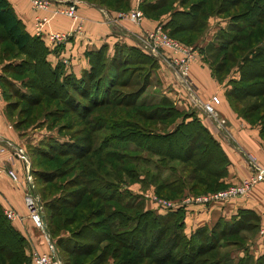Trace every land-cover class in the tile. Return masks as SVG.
<instances>
[{"label":"trees","instance_id":"obj_1","mask_svg":"<svg viewBox=\"0 0 264 264\" xmlns=\"http://www.w3.org/2000/svg\"><path fill=\"white\" fill-rule=\"evenodd\" d=\"M82 1L114 11L128 7V0ZM172 1L142 0L139 6L146 16L156 12L148 17L167 13L162 28L185 44L204 34L208 17L226 15L231 21L229 29L218 32V55L210 74L217 79L236 67L237 77L228 79L224 91L226 101L239 117L258 127L264 146V0H177L180 7H173ZM0 39L24 56L7 64L11 72L31 75L23 84L27 91L14 89L15 103L6 101L8 115L17 110V129L40 115L57 122L70 112L79 120L76 130L90 131L95 127L89 128L84 117L93 114L92 123L99 128L109 123L111 131L117 128L120 132L111 139L125 144L108 145L105 137L94 148L74 140L50 150L34 149L51 166L37 161L30 165L29 174L42 184L38 188L31 184V190L39 196L45 228L61 264H107L108 260L111 264H228L230 259L231 264H264V251L253 257L240 233L257 226L255 211L238 209L229 218L218 217L210 226H197L185 234L182 208L144 209L140 195L119 190L122 173L136 179L138 171L144 172L140 162L152 165L148 181L160 197L226 187L221 180L228 158L198 118L176 111L164 94L157 92L150 101L143 97L158 67L154 56L123 43H115L108 54L103 44L85 51L88 68L79 77L66 74L62 62L50 63L43 40L25 30L7 0H0ZM132 85L135 88L116 89ZM174 116L178 119L173 120ZM151 121L165 129L157 131L144 124ZM62 128L70 130L73 124L64 120ZM141 151L148 157H142ZM58 156L62 159L55 165L52 161ZM71 161L73 169L68 165ZM75 167V173L67 177ZM62 177L70 179L55 183ZM83 199L88 211L76 209ZM61 229L68 235L59 234ZM25 245V237L0 208V264H27Z\"/></svg>","mask_w":264,"mask_h":264},{"label":"crops","instance_id":"obj_2","mask_svg":"<svg viewBox=\"0 0 264 264\" xmlns=\"http://www.w3.org/2000/svg\"><path fill=\"white\" fill-rule=\"evenodd\" d=\"M7 1L17 18L23 23L25 30L29 34H40V38L49 50L47 59L50 63L62 62L65 73L73 74L75 77H79L81 71L88 68L85 51L97 50L103 44L106 45L108 54L112 52L115 43L139 46L140 33L159 23L157 20L145 17L137 23H133L126 18L115 17L114 11L109 13L104 8L96 7L82 0H71L76 9V18L73 20L62 15H52L51 8L35 10L31 7L29 0ZM43 16L48 19L40 25L37 31V18ZM76 26H79V31L75 30ZM51 32H70L71 35L64 42L52 47L46 37L47 33ZM166 56H168L166 52H158L156 55V60L159 63V67L156 68L160 81L159 89L178 110L186 109L182 103L183 89L179 88L173 71L166 64ZM188 76L193 83V92L199 104H195L194 106L197 108L191 107L193 108L191 110L218 141L228 158L227 173L222 178V183L227 186L249 176L248 158L264 172V146L258 135V127L249 124L230 108L224 95L225 83L219 82L211 76L210 69L198 56L190 63ZM212 95L219 98V103L214 108L217 117L224 121L221 126L217 125V120L215 121L207 115L200 107ZM6 103L4 95L1 94L0 145L6 150L0 160V208L3 211L7 209L15 211L16 215L9 220L13 227L25 237V253L30 256L32 250H47L48 243L53 238L49 237L45 229L36 228L27 216L23 195L28 185L26 178L29 171L25 168L22 160H9L7 153L8 149L14 147L25 151L29 135L22 134L25 131L14 126L13 117L7 113ZM8 169L15 172L16 181H11L7 176ZM238 209H249L258 215V223L255 228L240 231L244 237L247 252L254 257L264 251V179L256 181L242 197L204 205H187L183 209V231L185 234H189L197 226L204 224L210 226L218 217L229 218Z\"/></svg>","mask_w":264,"mask_h":264},{"label":"rangeland","instance_id":"obj_3","mask_svg":"<svg viewBox=\"0 0 264 264\" xmlns=\"http://www.w3.org/2000/svg\"><path fill=\"white\" fill-rule=\"evenodd\" d=\"M141 1L142 0H132V1L128 0V7L126 9H122V10L114 11V10H109L106 8L105 9L109 13H111L110 11H114L115 13H117V12L125 13L137 3L138 8L140 9V11L142 13V18L145 17V18L150 19V20H157V21H159V23H161L160 22L161 20L164 21L166 19L167 13H162L157 18L148 17L152 14L155 15L156 12H153L151 14H147L148 16H146L145 12H143V10L139 6V3ZM130 2H131V5H130ZM172 2H173L172 3L173 7H180L177 0H174ZM224 17H226V15L208 17L207 21H206L207 22L206 23V29H205V31L203 30L204 32H202L204 34H202V35L200 34V36L198 35V38L196 37L197 39H195L193 41V44L196 43V46H197L195 48L196 53H198L196 56H198L199 59L204 64H206L209 69L215 63L217 55H218V52L216 51L217 44L220 41V40H218V38L220 37L218 32L220 29H224V30L229 29V25H230L231 21H229L227 18H224ZM164 31L168 34L166 29H164ZM170 37H172V36H170ZM172 38L177 40L174 37H172ZM177 41H179V40H177ZM179 42L184 44V45H193V44H185L181 41H179ZM129 46H135L147 54V52L145 50H143L141 48V46H138V45H129ZM4 51H5V54H3ZM23 57H24L23 55L15 52L10 45H8L5 41L0 39V77L3 78L0 80V88H1V94H3L5 96L6 101H11V102L15 103L16 96L13 94V92L15 91L14 89H17V90L23 91V92L27 91V89H28L23 84L27 83L28 77L29 76L31 77V75L21 74L23 72H20V73L18 72V73L14 74L11 72L12 67L11 68L7 67V64H9V66H10V64L16 63L17 61H19ZM122 77L123 76H121L120 79H122ZM236 77H237L236 67L233 66V67L229 68L228 71L225 74H223V76H218L217 81L224 82L225 83V89H227L228 88V85H227L228 79L236 78ZM188 78H189V76H188ZM6 79H9V80H6ZM150 79H151L150 80L151 84L149 83L150 86L147 87V91L145 92V94L143 96L146 99V101H150V99L154 98V94H158V93L163 94V92L159 89L160 81H159V78L157 76V70L156 69H155V71H153V75L150 77ZM5 81H9L8 84ZM190 82H191V80H190ZM154 83L157 84L158 87L155 86ZM134 86L135 85H132V86L127 87V88L116 87V89H118L119 91H125L128 89L135 88ZM178 86L180 89H183L184 99H183L182 103H184L183 105L186 109L178 110L176 108V106L173 104V102H172L171 106L173 105V107L175 109H177L176 111L193 113L195 115L194 111L191 110L194 107L197 108L196 106H194L195 101H193V99H192L193 90L191 89V87L193 86V83L191 82V87L189 86L187 88L180 86V85H178ZM191 107H193V108H191ZM16 111L17 110L15 109L14 113H11L9 115L10 117H13V120H15V118H16V114H15ZM92 117H95V115L89 114L87 117H84L85 120L87 119V121H89L88 122L89 128H91V126L95 127L94 129H90V131H82L81 132L82 129L76 130L77 128H79L80 123L78 122L79 120L76 117H74L70 114V112L65 113L64 116H61L57 122H55V120H57V118H51V117L45 118L44 116L40 115L39 118L36 119L35 121H33L31 124L20 127L19 130L25 131V133L23 132L22 134L29 135V138H27V143L25 144V151H24L26 153V157H27L26 159L28 161V171H29L30 165L35 166L34 164L37 161L42 162V163L45 162L46 167H51V166H49V164H48L49 162H47V160H43L42 157H39L35 154L36 153L34 150L35 148L36 149H38V148L49 149L53 145L56 146V145H59L61 143L72 142L74 140L77 141V142L75 141L76 143H78V141H79L81 143V145H90L94 148V147H96V145H100L101 140L104 139L105 137L106 138L108 137L107 141L105 142V143H108V145H125L124 142L122 144V142H119L116 140L113 141L111 139V135H113L114 133L120 132V130H118L117 128L114 131L109 130V128L107 127V125L109 123H103V125H102L103 127L99 128L98 126H96L99 124H96V122L92 123V119H93ZM175 118L176 117L174 116L173 120H175ZM17 119H18V117H17ZM176 119H178V118H176ZM64 120L68 124H73V128L70 130H64L62 128ZM198 120H199V118H198ZM144 124H146V125L150 124L149 126L156 129L157 131H160L163 128L165 129L164 125H162L158 121H151V123L144 122ZM170 127H171V124L166 126V129H169ZM32 134H34V135H32ZM31 137L33 138V140ZM99 138H101V139H99ZM48 142L51 145H46ZM128 145H131L130 147L134 146L133 142L129 143ZM139 153L142 157H148V155L145 151H141ZM57 159H62V158H60L58 156L52 161V163H54L55 165H58ZM146 163L147 164L143 165L140 162L139 167L144 169V172L138 171L136 179L125 178V175L121 172L122 174L120 175V177L122 180H124V182L121 181V183L119 184V187H120L119 190H127L130 194L140 195L141 198L143 199L144 209H150L152 211L158 212V209L148 200L149 198L144 196L145 194H150V195H153L155 197H159L161 199H166V200L167 199L175 200V199L180 198L181 196L175 197V198H164V197L158 196L154 191L153 184L148 181L149 180L148 176L150 175V173H152V169H153L152 165L150 164V162H146ZM72 164H73V161L68 162V165L70 166L71 169H73L72 168L73 166H71ZM77 169H78V167H77ZM73 171L71 173H68L67 177H71L75 173L76 167H75V170H73ZM145 171L148 172L147 173L148 175L147 174L145 175ZM29 176L31 178V183L33 186H35L37 188L41 187L42 184L40 182H38L37 180H36L37 181L36 182L34 177L31 176L30 174H29ZM66 179H70V178L62 177V178L56 179L55 183L61 182L62 180L64 181ZM141 179H143V181L139 182V180H141ZM26 192H27V187H26L24 194ZM33 193H34V191H33ZM34 194L39 199V196L36 193H34ZM44 194H46V190H44ZM84 201H85V199H83V202L79 203V205L77 206L76 209L80 208L82 211H88L89 209H87V208H85V206H83ZM146 205H147V208H146ZM160 212H162V211H160ZM43 219H44V216H43ZM54 220H56V218ZM43 221H44V228H45V219ZM74 226H75V223L71 227H74ZM45 230H46V228H45ZM59 234H62V235L67 234L68 235V232L65 229H61V230H59ZM103 242L104 241H102V243ZM235 254L236 253H234V255ZM238 254H242V251L240 249L237 252V255ZM29 260H30V256L28 257V261ZM232 261H233V259H230L227 261V263L231 264ZM107 264H111V260H108Z\"/></svg>","mask_w":264,"mask_h":264},{"label":"built area","instance_id":"obj_4","mask_svg":"<svg viewBox=\"0 0 264 264\" xmlns=\"http://www.w3.org/2000/svg\"><path fill=\"white\" fill-rule=\"evenodd\" d=\"M29 2L31 7L35 10H46L51 8L52 15H62L72 20L76 18L75 5L71 0H29ZM115 14V17L126 18L133 23H137L142 19V13L138 8L137 3L127 12H117ZM47 19L48 18L45 16L37 18V31L40 25L46 22ZM75 28L76 31L80 30L79 26H76ZM70 35V32H51L47 33L46 37L50 45H52V47H55L59 43L67 40L68 36ZM138 41L139 46H141L143 50H145L148 54L154 56L155 58L158 52H166L168 55L165 58L166 64L173 71L178 84L185 88L189 86L191 87V82L188 78L187 73L190 63L197 57L196 55L198 53H196L195 49L197 46L184 45L179 41L173 39L164 31L160 23L155 24L151 29L143 30L138 37ZM191 89L193 90V86L191 87ZM192 99L193 101H195V104H198L194 92H192ZM218 103L219 98L216 95H212L210 96L209 100L202 103L200 107L207 115L212 117L215 121L217 120V125L221 126L224 121L217 117L214 108ZM5 150L6 149L0 145V160L1 155ZM7 158L9 160H22L25 164V168L28 171V161L26 159L27 157L24 151L19 147L8 149ZM247 162L249 166V176L241 179L237 183L229 184L222 189L200 194L185 193L180 198L175 200L161 199L150 194H145L144 196L149 198L148 200L158 209V211L175 210L177 208L184 209L189 204L204 205L214 202L227 201L235 197H242L247 193L249 188L256 181L264 179V172L262 171V169L257 168L255 163L249 158L247 159ZM6 174L11 179V181L17 180V176L13 170L8 169L6 171ZM26 181L28 182V185L27 192L23 195V204L27 211V216L36 228L43 230L45 228L42 218V207L38 197L31 190L32 183L29 174H27ZM4 213L8 218H12L16 215L15 211L11 209L5 210ZM27 264H61V261L56 254L53 241L48 243V248L45 251L32 250L30 252V260Z\"/></svg>","mask_w":264,"mask_h":264},{"label":"water","instance_id":"obj_5","mask_svg":"<svg viewBox=\"0 0 264 264\" xmlns=\"http://www.w3.org/2000/svg\"><path fill=\"white\" fill-rule=\"evenodd\" d=\"M43 218V217H42ZM44 220V219H43Z\"/></svg>","mask_w":264,"mask_h":264}]
</instances>
